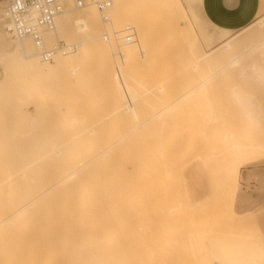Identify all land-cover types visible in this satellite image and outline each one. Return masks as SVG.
<instances>
[{
  "label": "rangeland",
  "instance_id": "rangeland-1",
  "mask_svg": "<svg viewBox=\"0 0 264 264\" xmlns=\"http://www.w3.org/2000/svg\"><path fill=\"white\" fill-rule=\"evenodd\" d=\"M126 4L133 8L118 17L116 25L99 18L100 30H107L109 44L102 40L103 47L96 56L61 72L37 96L12 81L0 60V218L9 213L30 184L29 178L25 183L18 178L5 180V176L14 171L11 168H16L23 156L30 157L39 143L55 141L65 145L66 150L71 142L79 143L78 146L81 143V151L97 141L95 145L99 148L100 142L113 138L114 141L121 132L136 125L137 120L148 117L161 102H171L189 89L196 90L193 86L207 67L203 64L194 70L189 64L199 62L202 53L208 55L210 48L218 45L223 28L201 16L199 0H125L123 5ZM259 4L255 21L264 20V0ZM82 18L76 17L73 24L83 22ZM126 24L135 30L131 44L125 43L124 37L129 32ZM245 34L247 38L261 37L264 26L256 24ZM139 42L144 52L132 49L131 58L118 54L135 48ZM260 51L255 58L264 68V48ZM218 77L208 81L202 91L197 87L200 92L191 91L184 99L174 101L163 121L143 125V134L132 143L139 157L124 158L123 149L110 157L112 169L114 160H122L117 165L119 174L126 170L121 177L110 179L112 170L107 172L111 166L105 156L92 161V169L84 175L93 181L98 179V184H104L100 188L104 191L108 186L110 189L113 186L114 193L134 189L140 202L136 199L139 205L134 210L128 208L132 212L129 231L138 228L129 234L134 233L141 251L151 241L147 244L153 248L150 247L153 255L150 259L159 261L157 264H264V81L259 85L247 78L250 79L247 82L233 73ZM159 84L164 85L161 92L156 88ZM233 87L253 103L249 112L232 97ZM115 92L119 94L116 102L109 99ZM21 100L26 101L22 115L15 107ZM29 100L31 108L26 105ZM42 101L46 103L43 106L38 103ZM128 101H132L130 113L123 110ZM72 119L78 122L72 124ZM91 128L95 130L93 135L84 132ZM78 133L84 135L77 138ZM72 134L77 135L75 140ZM131 139H125V144L134 140ZM191 140L195 143L194 153L187 154L185 148ZM175 147L180 149L172 150ZM241 148L244 152L238 153ZM54 158L38 169L41 185L65 167V154ZM12 162L17 164L11 167ZM234 163L238 175L236 189L223 179L226 166ZM34 172H29L30 177L37 174ZM99 172L107 182L104 178L99 180L102 175ZM75 191L74 186L56 191L52 199L41 203L26 219L3 222L0 264H43L56 251L66 256L60 255L62 264H96L95 261L100 264L104 251L99 247L100 241L95 242L99 240L100 228L108 226L110 219L105 216L106 221L98 228L99 209L88 210L94 211L93 215L88 213L92 215L90 219L88 214L82 216L86 210L73 203ZM66 198L73 203L67 209L63 204ZM168 225L178 230H169L167 235L170 233L171 239L166 241L164 229ZM92 234L95 237L90 239Z\"/></svg>",
  "mask_w": 264,
  "mask_h": 264
},
{
  "label": "bare ground",
  "instance_id": "bare-ground-1",
  "mask_svg": "<svg viewBox=\"0 0 264 264\" xmlns=\"http://www.w3.org/2000/svg\"><path fill=\"white\" fill-rule=\"evenodd\" d=\"M58 1L62 5V10L55 17L54 28L44 30L43 36H42L43 37V45H44V47H48V48L53 49L57 45L58 41L63 39L68 44L75 42L77 47L74 50L69 51V52L64 53V54L61 52H56L55 55L53 56L52 61L44 62L40 59V56H39L40 47L30 37H28V36L11 37L2 28V25L0 23L1 28L3 29V30H0V56H2L0 60L3 62L5 74L10 75L9 76L10 79L12 81H15L16 84L19 83L20 87L23 88V90L27 91L28 94H30L32 92L33 95H35V96H37V94L40 91H42L43 87H45V85L47 83L51 85V82L57 76H60L62 74L61 72H63L64 70L70 69V67L79 64V62L83 65L85 62L88 61V59H87L88 57H90V56L93 57L94 54L96 56V54L99 53L100 49L103 47L102 40L108 41V44L110 42L107 30H104V32H103L102 30H100V27H99V22H100L99 18H101V20H102V17L100 15L101 13H99L98 12L99 10L96 8L97 0H86V2L82 6H77L75 4L74 0H58ZM124 1L125 0H111V5L106 11L108 18H107V20H102V22L103 21H105V22L110 21L109 23L113 22V24L116 25V23L118 21V17H122V16L127 15L133 7H128V4L123 5ZM3 6H4L3 3L0 2V19H1L3 12H4ZM98 14H99V17H98ZM76 17H83L82 18L83 22H81L79 24H73ZM256 24L260 25V26H264L263 18H260L256 21L253 20L248 25L242 27L241 29H239L235 32H231L232 30H228V29L223 28L219 33L221 41L218 43L217 46H213L210 48V50H209L210 53L208 55H204L202 53L200 55L201 58L199 59V62H191L190 64L188 62L189 67L194 69V70L198 69L199 65H203V64H205L207 67L205 72L202 71V72H204V73H202L203 77H201V79H199V81H197V82L195 81L196 84H194L193 89L195 87V89L197 90V87H198L201 89L200 91H202L204 89V87L208 85L207 84L208 81H210V80H212L218 76L223 77V76H226V75H229L232 73L234 75H236L239 79H244V81H247V82L250 81V79L254 80V82L258 81L259 83L261 81H264V68L261 66L260 62L255 58V55H257L261 52L260 49L264 48V35H262L261 37L258 36L259 38L258 37L247 38V34H245L250 28L254 27ZM130 26L131 25L126 24L125 27L128 29L129 32H128V34L125 35L124 38L126 40V36L131 34L130 33L131 31H132L133 35L128 41H125L126 44L133 43L132 38H133V36H135L134 35L135 30L133 29V27H130ZM112 31H113V28H112ZM79 36H81V37L78 38ZM60 38H62V39H60ZM91 42H92V45H89ZM141 43L142 42L136 43L137 45L135 46V48L129 47L123 52H118V54L122 57L127 56L128 58H131L134 55V51H132V49L133 50L135 49V52L142 53V52H144L143 51L144 47H140ZM89 46H91L90 50H89ZM112 58H114V57H112ZM185 65H187V64H185ZM185 65H183V66H185ZM181 68H182V66H181ZM182 73H184L183 70H182ZM245 78L246 79L250 78V79L245 80ZM258 82H255V84H257ZM261 84L262 83H260L259 85H261ZM163 86L164 85L159 84V85H157L156 88L161 92L162 90H164ZM124 88L127 89V87H124ZM196 90H190V92L185 91V93H183L182 95H180L176 99L174 98L175 100H172L171 102H168V103L167 102L165 103V101H163V103L161 102V105L159 104L160 106L159 105L157 106L159 108H157L156 111L154 110L152 114L148 115V117H145L139 121L136 119L137 120L136 125L128 127L125 132L123 131V132H121L122 134H120V136L118 135L119 137L114 136V137H118L114 141H112L114 139L113 138L112 140H108L102 144L100 142L99 148L95 145V144H97V141L94 143L89 142L90 145H87V147L84 146L83 149H81V151H79L81 148L80 147L81 143H80V146H78L79 143L77 144V143L71 142L70 143L71 145L70 144H69V146L67 145V150H66V149H64L66 146L65 145L63 146L62 143L60 144V143L55 142V141L43 142V143L38 142L39 144L37 143L38 145H36L34 147L35 149L33 148L34 150L31 151V152H33L32 155L30 157L25 156V158L23 156L24 159L22 158V161L18 163L19 164L18 166L16 165L17 164L16 162H15L16 164L15 163L13 164V162H12L11 167L16 165V168H14L15 166L12 167L11 169H13L14 171L11 172L12 171L11 170L10 171L11 173L8 172L9 175L7 174V176H5V180L6 179L8 180V178L10 180H13L14 178H18V179L25 180V183H26V179L29 178L27 180V182H30V184H27V189H25L26 191L21 195L19 200H17V201H16V199L14 200V201H16L15 202L16 204L12 201L15 205L13 203H11V204H13L14 207L9 206L10 207L9 213L4 215V217L2 216V218H0V226L2 225L3 222H10L13 220V223H14L15 219H18V218L19 219H21V218L26 219L29 214H31V213L33 214V211H35V212L37 211V208L40 206L41 203L52 199V196L55 195L56 191L63 190V189L68 190L72 186H74L76 188V191L74 193L73 203H76L78 206H80L79 209L82 208L81 210H86V211H82L83 213L80 212V214L82 213L81 214L82 216H84V214L87 215L88 213L89 214L91 213L93 215L92 212H94V211L90 212L91 210L88 211L89 209H94V208L99 209L100 213L97 211L99 213V215H97V216L98 217L100 216V219H99V221L98 220L97 221L101 224L98 225L97 224L98 222H96V224L98 225V228L101 227L103 220L106 221V219H104L105 216L110 219L108 226L104 227V225H102V227L100 228L101 232H100V235L98 236L99 240H97L95 242V243H97L98 241H100L99 242L100 246L98 244L97 245L100 248H102V250L104 251V253L102 255H100V264H157L156 262L159 263V261L155 262L154 259L153 260H152V258L150 259V257H152L153 255L151 256V252H150L151 246L147 245V244H150L151 241L149 243L146 242L147 243V244H145L146 249L141 251V249L139 250L137 247L138 246L137 241L139 239L136 241L137 243H135V240H134L135 237L133 236L134 233L132 236L130 235L131 233L129 234L130 231L134 232L136 230V228H138L137 226H136V228H134L135 226L133 225L134 227H132V228H134V230L132 231V229H131L129 231V228L131 225L129 221L131 220L132 212H130L131 210H128V208L133 207V210H134V207H136V204H137L136 199H138V197H136V194L134 193V189L130 188L127 191H123L120 193H114V191H112L113 186L111 187V189H110V186H108L109 188L106 187V189L104 191V190L100 189L101 186L104 184H102V183L98 184V182H97L98 179L96 181H93L91 179L92 177L90 178V177H86L84 175L85 174L88 175L87 173L90 172V170L92 169V161L100 160V158L102 156H103L102 158H105V157H106V159L109 158V159H107L108 160L107 165L111 166V162L113 160L110 159V157L112 155H118L122 149H123L122 153H123L124 158H127L128 155H130V157H133V156L136 158L139 157L140 153H136L137 150L135 152V150H134L135 146L133 147L134 144L132 145V143H134V141H136L135 138L138 135L143 134L142 130L144 131V129H145V128L143 129V127H144L143 125L146 123H149V122L163 121L167 117V115H165L166 111L169 110L168 108L174 103V101L180 100V99L182 100V99H184L185 96L190 94L191 91L194 92ZM200 91H199V89L197 90V92H200ZM125 92H126V90H125ZM242 93L235 87H233L232 92H231L232 97L235 99V101L238 102L240 106L246 108V112H249V108L253 103L249 99H247ZM185 94H187V95H185ZM41 96L45 97V95H41ZM118 98H119L118 92H115L111 97H109V99L110 100L112 99L114 102L118 101L119 100ZM25 103H26V101L21 100V103H15L16 105L14 104L15 107H17L19 109V114H21V111L24 109L23 105H25ZM38 103H41V106L46 104L45 101L38 102ZM131 103H132V101H128L127 103H125V105H123L124 106L123 110L126 113H130L132 111L133 108H132ZM26 105H27V108L32 107V106H30V100H29V103ZM61 121H62V119H61ZM110 121H112V120H110ZM56 122H57V120H56ZM70 122H72V124H76V122H78V120L72 119V120H70ZM93 130L91 128L89 130H85L84 132L88 131L89 132V133L87 132L88 134H92L93 132L95 133V130L94 131ZM79 134H81V133H78L77 134L78 136L77 135L73 136V134H72V136H73L72 138H74V140H75L76 136H77V138L80 137ZM159 134L161 135V132ZM81 135H84V134H81ZM131 138L134 140H132ZM125 139H126V141H128V139H131L132 141H131V143L128 142V144H125L126 143ZM149 139H152V138L149 137ZM38 140H36V141H38ZM193 141L191 140L190 144L187 143L188 144L187 148H185L187 154H193L194 153L193 151H194V144L195 143ZM123 146H125V147L123 148ZM247 146H249V145H247ZM247 146L245 148L249 149V147H247ZM240 147H242V146H240ZM250 147H252V146H250ZM177 148L175 147V149H172V150H176ZM96 149H97V151H96ZM162 149L165 150V147ZM178 149H180V148H178ZM178 149L176 151H178ZM63 150H66V152H64ZM243 152H244V149H242V148L238 149V153H243ZM246 153H249V151ZM251 153H252V151H251ZM62 154H65V157H66V164H65L64 169L62 171H59L61 173L57 172L58 174L56 173L57 174L56 176L50 177V179L44 185H41L39 182L40 178L38 177V173H39L38 169H40L41 165L43 166L44 162H46L50 159H55L54 157H57V156L59 157ZM249 155H250V153H249ZM102 158H101V160H102ZM139 160H140V158H139ZM114 161H115V163H112V165L115 164V167L113 166L114 169H112V166H111V168L109 167V171H107V172H110L112 170L110 172V174H111L110 179H115L119 176L121 177L123 175V173L126 172V170H123L122 173L119 174L118 173L119 168L117 167V165L122 160H120V161L114 160ZM236 163H234L233 165L230 164L229 167L226 166V168L224 170L225 173L223 176V179L227 180L228 184L230 183L232 189H236V187H237L236 182H237L238 175H237V170L234 169V167H233V166H235ZM106 167L108 168V166H106ZM99 169H98V171H100ZM101 169H103V167ZM34 170H36L35 172H37V174L34 172ZM129 170L132 171L133 169L130 168ZM30 171H31V173H32V171L35 173V174H32V177H30V174H31V173L29 174ZM99 174H102V172L101 173L99 172ZM103 175L104 174L101 175L102 177L99 176L100 177L99 180L101 178L103 180V178H104L103 181L106 180V182H107V179H105L106 177L105 176L103 177ZM109 177H110V175H109ZM94 179H96V178H94ZM106 182H103V183L106 184ZM134 194H135V196H134ZM139 198H140V196H139ZM58 202H56V203H58ZM137 202L138 203L140 202L139 199ZM73 203L67 198L64 199V201H63L64 208L65 207H66V209L68 207L70 208V206H73ZM93 205L96 207H94ZM137 205H139V204H137ZM140 206H142V205H140ZM72 209H74V208H72ZM68 210H70V209H68ZM89 214H88V217L90 219V216H92V215L89 216ZM95 215L96 214H94V216ZM97 216H95V217H97ZM149 217H150V215H149ZM83 218H85V217H83ZM17 221H15V222H17ZM91 222H94V220H92ZM22 223L24 224L25 220ZM94 224L95 223H93V225ZM3 225H5V224H3ZM168 227H169V225H168ZM168 227H167V229L163 228L164 230H167V231H165L166 232L165 240L166 239L169 240V238H170V233H169V235H167L168 232L178 230L177 227L176 228L169 227L171 229H168ZM139 228H141V227H139ZM91 230H90V233H93L92 232L93 230L92 231ZM94 230H95V228H94ZM137 230H139V229H137ZM141 230H142V228H141ZM164 230H163V232H164ZM94 234L97 235L96 232H94ZM95 235H93V234L90 235V239H93L95 237ZM70 238H71V236H70ZM140 240H141V238H140ZM63 241H64V239H63ZM63 241H61V242H63ZM140 243H143V242H140ZM140 243H139V247L141 246ZM144 243H145V241H144ZM143 246L144 245H142V247ZM45 251H46V249H45ZM155 251H156V249H155ZM50 252L51 251H49V253ZM47 253H48V250L46 251V255H47ZM60 255L63 257H66L65 254H62V252L56 251V254L54 253V256H53L54 258L52 256H51L52 257L51 260H50V257L47 258L46 263L43 262V264H48V262H50V261L53 262V260H54V262L56 261L57 264H60V262L62 264V262L64 260L60 261V259H61ZM143 255H144V257H147L146 260H143V258H144V257L142 258ZM48 259H49V261H48ZM69 261H70V259H69ZM98 261H99V259H98ZM51 262L49 264H53ZM56 262L54 264H56ZM94 263L97 264L96 261ZM98 264H99V262H98Z\"/></svg>",
  "mask_w": 264,
  "mask_h": 264
},
{
  "label": "built area",
  "instance_id": "built-area-1",
  "mask_svg": "<svg viewBox=\"0 0 264 264\" xmlns=\"http://www.w3.org/2000/svg\"><path fill=\"white\" fill-rule=\"evenodd\" d=\"M3 3L4 12L0 23L2 28L11 37H30L39 47L40 59L44 62L53 60L56 52L67 53L76 48V43H66L59 40L57 45L51 49L43 45V32L53 29L55 17L62 10V5L58 0H0ZM77 6H82L86 0H74ZM111 5V0H98L97 9L101 13L103 20H107V9ZM126 36L128 41L133 33Z\"/></svg>",
  "mask_w": 264,
  "mask_h": 264
},
{
  "label": "crops",
  "instance_id": "crops-1",
  "mask_svg": "<svg viewBox=\"0 0 264 264\" xmlns=\"http://www.w3.org/2000/svg\"><path fill=\"white\" fill-rule=\"evenodd\" d=\"M260 0H199V12L219 28L239 30L255 20Z\"/></svg>",
  "mask_w": 264,
  "mask_h": 264
}]
</instances>
